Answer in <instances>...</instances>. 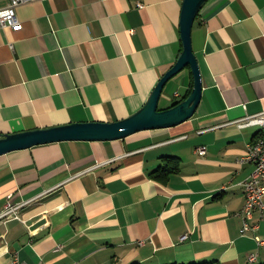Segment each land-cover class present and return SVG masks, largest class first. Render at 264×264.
<instances>
[{"label": "crops", "instance_id": "crops-1", "mask_svg": "<svg viewBox=\"0 0 264 264\" xmlns=\"http://www.w3.org/2000/svg\"><path fill=\"white\" fill-rule=\"evenodd\" d=\"M184 1L21 6L23 28L0 29V137L138 113L183 51ZM192 44L203 95L189 121L0 157V215L34 200L21 211L26 223L0 221V264L15 255L27 264H264L255 240L264 222L257 212L259 230L243 235L238 215L241 183L255 170L241 159L262 135L240 123L264 113V0H209ZM193 87L186 68L167 83L159 108ZM167 157L181 160V172L164 185L150 174Z\"/></svg>", "mask_w": 264, "mask_h": 264}, {"label": "water", "instance_id": "water-1", "mask_svg": "<svg viewBox=\"0 0 264 264\" xmlns=\"http://www.w3.org/2000/svg\"><path fill=\"white\" fill-rule=\"evenodd\" d=\"M209 0H185L181 15L183 51L177 63L165 74L146 105L135 115L115 123L71 124L49 129L23 132L0 137V157L36 146L60 142H111L124 140L144 131L177 127L194 117L203 95L199 63L193 51L192 31L203 6ZM190 68L194 87L189 97L178 105L161 110L160 100L167 83Z\"/></svg>", "mask_w": 264, "mask_h": 264}, {"label": "built area", "instance_id": "built-area-1", "mask_svg": "<svg viewBox=\"0 0 264 264\" xmlns=\"http://www.w3.org/2000/svg\"><path fill=\"white\" fill-rule=\"evenodd\" d=\"M36 0H6L3 5L0 3V29L12 28L20 31L23 28L22 22L18 18V9L26 4L32 3ZM142 7V5H140ZM241 127H259L261 129V137L252 145L249 146L248 152L241 159L242 163L254 164V172L244 180L241 185L245 194V205L239 216L243 218V235L257 232L259 224H253L255 215L258 212L260 220L264 222V113L256 116L247 117L240 123ZM200 156H205L207 151L201 147L197 149ZM32 201L13 205L9 203L6 210L0 215V221L9 223L11 221H23L21 211L31 204ZM183 239H187L185 236ZM255 240L260 247H264V236H256ZM63 247H58L61 250ZM251 262L256 261V255H250ZM12 264H27L20 260L18 255H15Z\"/></svg>", "mask_w": 264, "mask_h": 264}, {"label": "trees", "instance_id": "trees-1", "mask_svg": "<svg viewBox=\"0 0 264 264\" xmlns=\"http://www.w3.org/2000/svg\"><path fill=\"white\" fill-rule=\"evenodd\" d=\"M192 89L181 100L174 105H178L185 101L191 94ZM181 172V160L176 157H167L162 159L161 166L150 174V177L161 184L167 185L172 176ZM178 264V263H175ZM194 264H218V263H194Z\"/></svg>", "mask_w": 264, "mask_h": 264}]
</instances>
